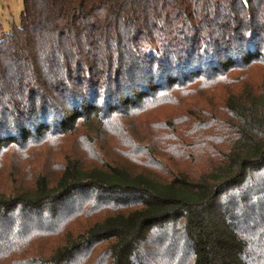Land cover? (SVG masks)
Here are the masks:
<instances>
[{"label":"trees","instance_id":"obj_1","mask_svg":"<svg viewBox=\"0 0 264 264\" xmlns=\"http://www.w3.org/2000/svg\"><path fill=\"white\" fill-rule=\"evenodd\" d=\"M216 86L239 88L197 110ZM163 97L192 125L157 122V148L126 134ZM82 125L119 146L85 137L86 167L66 144L28 154ZM11 150L34 177L0 184V264H264V0H22L0 25V163Z\"/></svg>","mask_w":264,"mask_h":264},{"label":"rangeland","instance_id":"obj_2","mask_svg":"<svg viewBox=\"0 0 264 264\" xmlns=\"http://www.w3.org/2000/svg\"><path fill=\"white\" fill-rule=\"evenodd\" d=\"M22 11V0H0V25L3 31H8L13 24L19 23V16ZM262 69L255 68L251 70L246 76L248 81L253 83H258L262 76ZM255 81V82H253ZM242 82V81H241ZM240 86V85H239ZM239 86H231V87H210L208 90H202L201 92H197L198 88H193V99L198 104L197 110H202L206 113L208 110H218L221 104V99L224 97L228 91L233 87ZM210 90H213L211 92ZM200 94V96L198 95ZM179 95V94H178ZM184 99L189 100L190 98H186V93H182ZM164 102L161 106L152 107V105H148L147 109L142 112H136L131 114L129 117L123 118L121 120V125L124 128V131L129 136H132L135 140L142 142L143 144H153L152 148H157V139L162 137V133L159 132L157 136V122H161L163 124L169 125L171 130L177 134L180 133L184 128H188L192 125L190 120L194 113L198 112L197 110H193L191 107L182 106L179 107L180 103L177 104L172 100L162 98ZM177 104V105H176ZM180 117H184V123L180 125ZM189 117V120L187 118ZM187 120V121H186ZM204 121L203 117L200 119ZM178 122L176 125L173 123ZM174 128H173V127ZM166 127V126H165ZM93 127L91 126V129ZM88 130V127L82 125L78 128L76 132L71 134L70 136L66 135L64 138L52 140V145H47L44 149L40 151H28L32 157H40L43 154L47 153L49 150H52V155L48 156L49 162H53L56 156L57 149L63 147L65 144L71 148H74V153L78 157H82L84 166L93 165L90 155L83 151L84 146V138H89V143L92 144V148H105L106 155L110 157L112 152H109L108 148H114L115 145L119 146V137H111L110 133L104 134L102 137H99L96 133L88 134L85 130ZM169 132L170 130H166ZM101 150V149H100ZM100 152V151H99ZM19 155L14 151H9L4 155L0 163V184L9 179L12 175L17 174L15 170V162L18 159ZM40 161L42 157H40ZM31 162V161H30ZM44 162V161H43ZM33 162H31V166H33ZM49 178L51 181H55L58 177L59 171L53 168L49 173ZM18 175V174H17ZM19 176V181L24 185L28 186L33 180L34 173L30 170L26 175L22 177Z\"/></svg>","mask_w":264,"mask_h":264}]
</instances>
